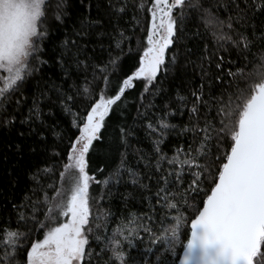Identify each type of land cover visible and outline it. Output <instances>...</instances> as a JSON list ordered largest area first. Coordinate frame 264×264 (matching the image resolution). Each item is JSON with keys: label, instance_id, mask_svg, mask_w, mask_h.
<instances>
[{"label": "snow or ice", "instance_id": "snow-or-ice-1", "mask_svg": "<svg viewBox=\"0 0 264 264\" xmlns=\"http://www.w3.org/2000/svg\"><path fill=\"white\" fill-rule=\"evenodd\" d=\"M221 7L225 19L220 17ZM142 14L150 16L146 24ZM189 21H196L198 29L203 24L205 34L211 31L218 47L235 51L238 60L253 48L264 49V0H223L215 6L208 0H55L51 7L48 0H0V73H7L0 88V144L7 149L5 164L10 156L17 158L7 169L9 183L18 184L27 175L35 185L41 173L51 172L57 163L73 173L67 199L56 188L48 203V214L66 219L49 227L42 240L31 243L27 264H92L93 253L86 246L92 232L89 186L95 177L88 170L93 162L103 160L107 165L117 158L111 173L120 178L117 184L124 179L125 169L132 178L133 191L126 194L125 206L129 197L139 198L137 188L150 193L143 196L147 212L140 214L149 223L165 214L160 209H177L169 201V186L175 184L178 189L185 171L190 174L185 193H193V201L203 193L204 199L191 220L190 238L182 245L186 253L197 244L205 249L218 245L213 264H264V53L250 62L258 63L248 73L250 94L241 91L233 107L231 97L227 104L222 97L224 69L227 66V76L235 78L231 67L235 62L225 65L223 57L214 61L205 45L208 64L215 63V70L202 68L200 86L189 84L192 99L177 93V104L164 81L177 70L178 49ZM33 57L38 61L35 65ZM237 71L244 74L239 65ZM204 75L210 77L207 90ZM137 80L142 89L133 105L126 91ZM214 89L221 90L219 97ZM17 95L22 98L12 104ZM5 101L10 107H5ZM214 108L219 125L211 117ZM185 115L187 125L171 122ZM141 132L151 139L152 151H135L148 169L147 179L158 186L154 194L142 174L126 163L128 149L134 140L140 143ZM189 132L192 143L172 144L169 157L164 148L168 138L186 137ZM201 132L204 137L196 148ZM221 147L223 156L218 154ZM151 158H155V170ZM164 161L170 166L167 170ZM65 172L60 173L62 178ZM25 199L31 202L30 197ZM13 208L19 212L21 205L13 202ZM32 210L36 212L35 204ZM173 219L175 223L160 236L152 228L129 227L126 235L121 232L126 247L113 241L111 264H136L127 249L144 239L142 233L155 236L149 242L164 252L156 259L168 264L181 245V225L186 223L179 210ZM21 235L8 231L10 239L5 243L14 246ZM104 251L95 256L97 261ZM14 252L5 250L0 264H21ZM180 264H187V256Z\"/></svg>", "mask_w": 264, "mask_h": 264}, {"label": "trees", "instance_id": "trees-1", "mask_svg": "<svg viewBox=\"0 0 264 264\" xmlns=\"http://www.w3.org/2000/svg\"><path fill=\"white\" fill-rule=\"evenodd\" d=\"M213 6L217 4H222L223 0H208ZM55 0H48V6H54ZM221 19H225L227 14L221 7L219 10ZM141 20L146 24L150 21V16L145 14L141 15ZM196 21H189L184 33V39L179 45V64L177 70L170 73L168 79L164 81L165 89L169 90L171 93V98L179 104V99L177 93L180 96H186L189 100L191 97V88L189 84L198 88L202 82V68L205 72L209 68L215 70V63L209 65L207 61V54H211L214 61L220 60L223 57L225 65H228L229 61H233L231 65L233 72H236L235 78L232 76H227L228 67L226 66L224 72L226 74V79L224 81V94L223 101L225 104L228 103L229 97L232 100V106L234 107L237 101V96L240 95L241 91L245 94H250V84L252 81L248 78V73L253 69L258 67V63H251L252 61H258L259 56L264 53V49L253 48L251 53L247 57H240L237 59V53L235 51L229 52L223 48H219L217 45L216 37L213 36L211 31L205 34V26L201 24L199 29L194 26ZM143 26V25H142ZM201 33V35H195V33ZM146 35V33H144ZM135 44V41L133 42ZM146 43V41H145ZM205 45L208 46V53H205ZM191 49L189 52L188 50ZM175 50V49H173ZM171 51L168 53L169 58L171 57ZM203 57V60L201 59ZM139 54H136V63L138 64ZM127 64H131L132 61L126 60ZM31 63L33 65L37 64L38 61L35 57L32 58ZM237 65L244 68V74L241 75L237 71ZM130 74V72L128 73ZM208 75L203 76L204 87L207 90L209 87ZM229 81H232L229 85ZM214 84H219V81H214ZM142 89V84L139 80L135 81L133 88L126 91V95L129 97V103H135L139 95V91ZM183 89V90H181ZM216 95L219 97L220 89H214ZM20 96H13L11 103L14 104L17 99H21ZM3 98L0 97V100ZM160 97H157V102L159 103ZM5 107H10V104L5 101ZM191 107V104L188 105ZM26 112V109H25ZM132 113H135V108H132ZM211 117H215V123L219 125L220 117L217 116V111L214 108L211 112ZM172 123H181L185 125L188 123L187 115L184 117H176L171 121ZM12 138L16 139V133L13 132ZM144 133L141 132V141L136 143L133 141L132 147L128 149V159L127 166L132 168L134 171H139L143 176V182L148 183L151 186L152 194L158 189L155 181H149L147 179L146 173L148 169L145 167L144 162L140 159V153H137L135 149H142L144 152L152 151V143L150 138H144ZM192 133H187L186 137H176L170 136L168 141L164 145L165 151L168 156L173 155L174 149L171 147L172 144L180 146L187 143H192L191 141ZM204 137L203 132L200 133L197 143L194 147L199 148V140ZM227 139V138H226ZM230 143V139H227ZM215 141H213V144ZM186 147V144H185ZM7 149L0 144V221L7 223H0V255H3L4 251L14 252L17 259L21 261V264L27 263V250L30 249L31 243L38 240H42L46 231L49 227L57 226L59 223L64 222L65 217L59 216L58 213L48 214V203L51 201L52 195L56 188H61L63 192V198L67 199L69 195V189L71 187L72 171H66L63 168L62 163H57L53 166V169L49 173H41L38 181H31L27 175L21 177L19 183H9V174L7 169L10 168L13 162L17 159L15 156H10L7 164L3 160L4 154H6ZM225 148L221 147L218 154L223 156ZM184 157L181 156V159ZM66 160V158H65ZM118 158L116 161L105 164L103 160L100 163L93 162L89 168V174L94 176L95 179L89 186L90 197V221L92 232L88 233L89 245L86 246L88 251L93 253L94 258L92 259V264H104L105 260L111 261L114 259L112 256L113 241L119 240L121 242V247H126V241L123 240L121 232L125 235L129 227H139L152 228L154 229L155 236H160L163 234L164 229L170 224L175 223L173 217L182 212L186 217V223L181 225V245H177L176 252L169 256L168 264H176L182 249V245L186 244L189 235V223L198 214L196 207L201 208L204 199L203 193L196 197L193 201V193L190 191L185 193L188 184L191 182L190 174L185 171L184 173V183L179 186L172 184L169 186L171 195H169V201L177 204V209H160V212L165 213L163 216L157 215L156 220L149 223L147 219L140 215L147 212L146 201L143 199L144 195H149L147 190L136 189L135 194L139 198L129 197L127 200V207L125 206V196L128 192L133 191L132 178L128 176L127 170H124V179L117 184L119 177H114L111 175L113 168L118 163ZM203 163V159L199 160ZM152 169L155 170V158L150 159ZM163 167L167 170L170 166L167 161L162 162ZM45 165H41L44 167ZM178 167V166H176ZM187 168V166H185ZM102 169V170H100ZM17 171H20L18 168ZM65 172L62 178L60 173ZM107 179L108 184H104L103 181ZM52 185V187H49ZM210 192V187L207 189ZM111 192V195L108 193ZM104 195L103 199H100L101 195ZM30 197L31 202L25 198ZM153 200L155 197L153 195ZM13 202L17 205H21L20 211L17 212L13 208ZM32 204L36 205V212L33 213ZM27 205V207H25ZM194 205V206H190ZM49 215H54L55 220H50ZM23 217V218H21ZM131 221V223H130ZM10 224V227H9ZM44 225L43 227L41 225ZM87 227V226H86ZM8 231H16L22 233L23 235L16 238L17 243L13 246L12 244H6L5 241L10 238L7 236ZM144 239H137L134 241L135 246L131 249H127L128 254L131 258L135 259L136 264H161L160 260H157V255H164L163 249H158V245L151 244L150 239H155V236L149 233H142ZM97 237L101 239L97 240ZM104 249L103 258L97 261L96 255L101 253V249ZM147 249H151L148 251ZM264 251V248H262ZM87 260V257H86ZM119 264V261H116Z\"/></svg>", "mask_w": 264, "mask_h": 264}, {"label": "water", "instance_id": "water-1", "mask_svg": "<svg viewBox=\"0 0 264 264\" xmlns=\"http://www.w3.org/2000/svg\"><path fill=\"white\" fill-rule=\"evenodd\" d=\"M190 229L191 222L189 223V235L187 240L190 238ZM197 231L200 232L202 230L198 229ZM218 251V245L209 246L205 249L200 247L199 244H197L196 247H194L190 252L187 253L183 248L176 264H180L181 259L185 256H187V264H213V260L216 258Z\"/></svg>", "mask_w": 264, "mask_h": 264}, {"label": "rangeland", "instance_id": "rangeland-1", "mask_svg": "<svg viewBox=\"0 0 264 264\" xmlns=\"http://www.w3.org/2000/svg\"><path fill=\"white\" fill-rule=\"evenodd\" d=\"M7 75V73H0V88L3 87V76ZM27 264V263H26Z\"/></svg>", "mask_w": 264, "mask_h": 264}]
</instances>
